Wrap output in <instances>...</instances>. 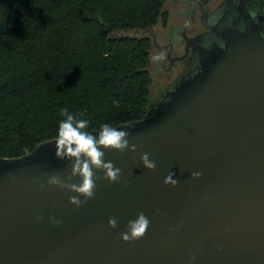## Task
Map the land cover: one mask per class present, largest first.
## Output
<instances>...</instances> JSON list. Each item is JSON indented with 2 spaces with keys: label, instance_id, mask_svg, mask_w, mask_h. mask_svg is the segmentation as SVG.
<instances>
[{
  "label": "water",
  "instance_id": "1",
  "mask_svg": "<svg viewBox=\"0 0 264 264\" xmlns=\"http://www.w3.org/2000/svg\"><path fill=\"white\" fill-rule=\"evenodd\" d=\"M203 23L185 72L143 120L117 127L143 147L105 152L126 188L98 179L81 207L68 201L75 193L40 188L34 180L71 168L55 140L0 159V264H264V2L226 0ZM170 172L176 186L164 184ZM139 212L147 234L126 243Z\"/></svg>",
  "mask_w": 264,
  "mask_h": 264
},
{
  "label": "trees",
  "instance_id": "2",
  "mask_svg": "<svg viewBox=\"0 0 264 264\" xmlns=\"http://www.w3.org/2000/svg\"><path fill=\"white\" fill-rule=\"evenodd\" d=\"M169 1L0 0V159L55 140L65 106L89 131L143 120L159 101L148 32Z\"/></svg>",
  "mask_w": 264,
  "mask_h": 264
},
{
  "label": "clouds",
  "instance_id": "3",
  "mask_svg": "<svg viewBox=\"0 0 264 264\" xmlns=\"http://www.w3.org/2000/svg\"><path fill=\"white\" fill-rule=\"evenodd\" d=\"M161 56L153 57L155 60L161 59ZM117 107L119 102L114 101ZM60 115L63 117L58 123V128L55 135V152L54 155L58 160H67L71 162L70 171L66 175L59 173L47 176L46 181L41 178L34 180L40 188L46 186L57 187L61 190H67L75 193L68 197L71 205L81 207L95 196L97 180L105 179L109 183H122L123 187H127V181L122 180V170L114 166L112 161L105 160V152L116 151L124 153L125 151L135 153L139 147L143 145L130 144V132L122 128H116L109 123H102L98 128H90V120L84 118V113L78 115L70 112L68 107H62ZM142 166L150 171L156 168V162L150 160L149 154L144 152L140 156ZM97 171L103 173V177L97 176ZM175 173L170 172L164 179L165 185L176 186L178 181L173 179ZM193 177L199 178L202 173L194 172ZM74 178H79V183L73 182ZM80 197H83L81 199ZM157 213L159 209L156 210ZM42 216H37L36 219H42ZM49 221L53 226H59L61 221L49 216ZM110 228L118 227V219L110 217L108 219ZM150 226V220L143 213L139 212L134 220H129L127 223V231L120 234V239L124 242H134L142 239L147 234V229ZM173 228L170 231H176ZM196 256L193 254L190 261H195Z\"/></svg>",
  "mask_w": 264,
  "mask_h": 264
},
{
  "label": "flooded vegetation",
  "instance_id": "4",
  "mask_svg": "<svg viewBox=\"0 0 264 264\" xmlns=\"http://www.w3.org/2000/svg\"><path fill=\"white\" fill-rule=\"evenodd\" d=\"M224 1L226 0L212 7L216 0H172L170 5L173 4L175 8L167 9L166 25L161 23L148 32L153 41V48L157 49L162 57L157 60L160 65L157 73L163 75L164 83L169 82L166 93L188 68L193 57V50L188 49L187 40L208 31L203 23V10L206 9L213 18Z\"/></svg>",
  "mask_w": 264,
  "mask_h": 264
},
{
  "label": "rangeland",
  "instance_id": "5",
  "mask_svg": "<svg viewBox=\"0 0 264 264\" xmlns=\"http://www.w3.org/2000/svg\"><path fill=\"white\" fill-rule=\"evenodd\" d=\"M222 1L223 0H216V2H214L212 7L217 6ZM170 3H172V0L169 1L166 9H170V8L174 9L175 8L174 5L173 4L170 5ZM173 21H174V18H173ZM174 22H176V21H174ZM161 42H162V40H161ZM156 56H160V52L157 49L153 48L151 72H152L153 77H154V85L152 87V97H153V100H155V101L160 100L165 95V93L168 89L167 86L169 85V82L164 83L163 75L157 73V70L160 68V65L157 63V60L153 59V57H156Z\"/></svg>",
  "mask_w": 264,
  "mask_h": 264
},
{
  "label": "built area",
  "instance_id": "6",
  "mask_svg": "<svg viewBox=\"0 0 264 264\" xmlns=\"http://www.w3.org/2000/svg\"><path fill=\"white\" fill-rule=\"evenodd\" d=\"M264 1V0H263Z\"/></svg>",
  "mask_w": 264,
  "mask_h": 264
}]
</instances>
